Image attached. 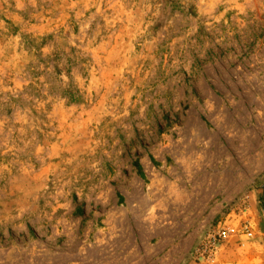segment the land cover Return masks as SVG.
I'll use <instances>...</instances> for the list:
<instances>
[{
    "label": "rangeland",
    "instance_id": "obj_1",
    "mask_svg": "<svg viewBox=\"0 0 264 264\" xmlns=\"http://www.w3.org/2000/svg\"><path fill=\"white\" fill-rule=\"evenodd\" d=\"M0 264H264V0H0Z\"/></svg>",
    "mask_w": 264,
    "mask_h": 264
},
{
    "label": "built area",
    "instance_id": "obj_2",
    "mask_svg": "<svg viewBox=\"0 0 264 264\" xmlns=\"http://www.w3.org/2000/svg\"><path fill=\"white\" fill-rule=\"evenodd\" d=\"M248 236H250V234ZM204 254H205V251L201 250L199 255L202 257Z\"/></svg>",
    "mask_w": 264,
    "mask_h": 264
},
{
    "label": "trees",
    "instance_id": "obj_3",
    "mask_svg": "<svg viewBox=\"0 0 264 264\" xmlns=\"http://www.w3.org/2000/svg\"><path fill=\"white\" fill-rule=\"evenodd\" d=\"M139 175H141V174H139Z\"/></svg>",
    "mask_w": 264,
    "mask_h": 264
}]
</instances>
